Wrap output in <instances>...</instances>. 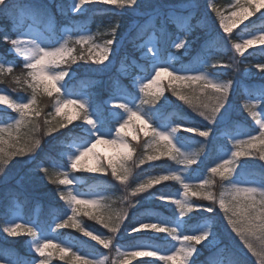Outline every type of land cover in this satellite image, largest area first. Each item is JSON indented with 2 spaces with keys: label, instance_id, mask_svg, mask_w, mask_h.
<instances>
[{
  "label": "snow or ice",
  "instance_id": "obj_1",
  "mask_svg": "<svg viewBox=\"0 0 264 264\" xmlns=\"http://www.w3.org/2000/svg\"><path fill=\"white\" fill-rule=\"evenodd\" d=\"M88 5L112 6L113 18L95 32L86 25L71 23L59 29L57 35L53 6L72 16L106 11ZM141 7L139 0H71L68 8L55 0H0V21L11 26L0 31V39L22 61L19 74L14 75L16 65L0 60V83L16 86L13 92L22 89L29 93L13 98L6 90L0 91V104L15 113L0 115V184L8 185L12 179L10 165H19L18 184L53 185L54 196L64 204L63 211L52 213L50 221L24 219L22 203L10 193L12 202L0 223V234L5 239L29 237L26 244L34 259L21 261L12 250L0 247V264H53L54 259L67 264H130L132 259L144 257L154 259L141 264H198L203 251L198 246L212 248L217 244L212 220L221 213L230 233L257 264H264V176L259 180L243 178L250 158L258 159L264 168V85L248 87L233 79L223 80L219 72L210 71L225 68L235 74L244 62L238 57L256 45H264V27L247 35L238 34V38L232 36L234 29L264 9V0H234L228 14L213 3L227 46L217 47L215 39L206 42L192 61L179 67L175 63L177 53L190 52L198 39V25L192 23L195 6L181 5L178 9L147 4L142 22L130 30L132 53L125 59L131 63L129 70L121 74L128 84L119 77L113 79L102 101L70 86L76 76L73 65L83 62L107 67L106 62L111 63L110 58L120 54V22L114 17ZM261 18L264 20V13ZM256 67L264 71V63ZM133 70L142 74L136 75ZM168 91L207 125L201 128L186 120L172 122L163 117L157 105ZM236 91L243 96L240 109L253 122L251 131L242 130L229 114V97ZM44 98L52 101V111L46 114ZM183 133L196 134L209 144L223 139L230 146L202 175L193 176L196 170L192 166L200 162L204 144L193 147ZM44 137L64 138L59 159L47 155L41 158ZM100 145L109 146L114 154L105 157L98 151ZM162 159L175 166L131 181L135 168ZM82 172L110 175L122 186L123 195L113 199L104 192L80 191L82 181L77 174ZM166 182L178 185L176 191L156 188L167 186ZM144 199L158 201L169 215L149 213L129 221V209ZM117 203L119 207H114ZM82 217L102 225L110 234L97 232ZM122 227L129 236L142 233L149 241H163L168 247L150 242L132 247L114 243ZM64 229L75 230L104 249L114 250L115 257L74 250L71 241L57 235ZM227 264L245 261L231 258Z\"/></svg>",
  "mask_w": 264,
  "mask_h": 264
},
{
  "label": "trees",
  "instance_id": "obj_2",
  "mask_svg": "<svg viewBox=\"0 0 264 264\" xmlns=\"http://www.w3.org/2000/svg\"><path fill=\"white\" fill-rule=\"evenodd\" d=\"M180 1L183 2L189 0H148L149 4L159 5L164 8L174 6ZM23 2L27 3L28 0H23ZM33 2H39V0H33ZM44 2H47V0H44ZM55 3L62 4L65 8H68L71 5L70 0H55ZM231 3L232 0H216L215 6L220 8L221 11H225L228 10V6ZM88 8H100L105 9L106 11L98 12L92 10L84 15L72 16L71 14L65 15L64 13L57 11L55 6H53L51 11L54 14V24L57 29V33L59 32L61 26H68L71 23L86 25L92 32H95L98 26L107 25L109 20L113 18L111 14L112 6L89 5ZM131 11L132 10H124L120 15L114 17L115 20L120 22V28L117 34V47L120 54L115 57L114 64H110L108 69H105L104 73L94 74L90 71L92 68H96L93 67L94 64H91L88 69H82L83 66L81 63H78L77 67H73L76 69V76L75 79L72 80V84L70 86L75 87L77 90L83 89L88 91L89 93L94 94L97 99L102 101L107 98V89L113 79L119 77L124 84H128V79L121 75L122 73L120 72V67L124 64L127 71L129 70L128 65L131 61L125 59V56L126 54L132 53V45L128 42L130 38V30L136 23L142 22V17L144 15L143 11H139L140 13H134ZM262 13H264V9H261L254 16L250 17L247 22L236 28L232 33L233 38H238V34L247 35L250 32L259 30L260 27H264V20L261 18ZM192 23L194 25H198L196 29L198 39L190 52L182 55L178 53L179 58L175 61L177 67H179L181 63L188 64L192 61L202 46H204L206 42H210L213 39H215L217 47L227 46V41L223 39L226 34H224L219 27L218 17L213 10L208 11L205 14L203 13V9L201 7L195 8ZM0 25L3 26L0 27V31H3V28L11 27L7 21H0ZM246 25L251 27L246 28ZM242 29H244L243 33H241ZM101 31H103V27H101ZM98 39L102 40L103 37H99ZM261 48H264V46L251 48L244 54L243 57H238L244 62L238 66L239 71L235 72V74L232 69L225 68L210 69V71L219 72L220 78L224 80L233 79L235 82H242L243 85L248 87H260L264 85V71L257 68L256 65L258 63H264V52L260 51ZM181 52H183V50H181ZM0 60H5L15 64L16 67L13 74H19L22 61L15 57L14 54L10 53V45L5 43L2 39H0ZM224 60L227 62V57H224ZM248 70L251 71L250 76L246 75ZM133 71L136 75L142 74L139 70ZM13 87L16 86L10 85L8 82L0 83V88L9 91V93L15 98L17 96H27L29 94L22 89H18L16 92H13ZM242 100L243 96L240 92H233V94L229 97L231 104L229 114L233 117L234 123L242 130L251 131L254 127L253 122L239 107ZM44 104L47 105V107L44 108L45 114L52 111L51 100L44 98L42 106ZM157 107L161 108L162 116L170 119L172 122L186 120L189 123L195 124L201 128L207 125V122L203 120V118L197 116L188 105L174 97L170 91L165 93L164 98L161 99L160 104H158ZM0 115L15 116V113L0 111ZM212 127L214 128L215 134V126ZM183 135L191 142L193 147H199L200 143L204 144V152L201 155L200 162H198L197 165L192 166V169L196 170L192 172L193 176L202 175L206 167L214 162L218 154L230 146L228 142L223 139L209 144L205 141V138L199 137L196 134L183 133ZM63 139L64 138L61 137L60 140H53L52 137H44L41 143V158H44L47 155L49 157L59 159L58 154L63 150V145L60 141ZM209 140H211V137ZM140 144L143 145V139H141ZM140 151L141 149H138L137 155L140 154ZM45 163L48 164L50 162L46 160ZM261 163L262 162L258 159L250 158L248 160L247 168L243 171V178L250 180L261 179V177L264 176V168L261 167ZM13 164L15 165V162H13ZM169 166H175L174 162L166 159L145 164L134 169L131 181L138 182L148 174L161 173ZM20 174L21 170L19 165H10V176L12 179L8 185L0 184V222L4 220L5 213L9 210L10 203L12 202V196L10 193H15L16 197H18L19 201L22 203L23 216L27 219L38 218L40 221L46 222L50 221L52 213H61L63 211V202L59 201L54 196L53 190L55 186L28 182H24L22 185L18 184L17 182ZM77 175L81 177L82 181L80 191L104 192L110 194L113 199L123 195L122 186H120L118 182L114 181L110 175L104 176L101 174L87 172L78 173ZM166 184L167 186L158 185L156 188L162 191L171 192L176 191L178 188V185H175L173 182H166ZM215 190L219 192L221 189L217 186ZM152 191L155 192L156 189L154 188ZM114 207H119V203L115 204ZM149 213L165 216L169 215L168 210L162 208L158 201L144 199L142 203L136 204L134 207L129 209V221H134L138 218L146 216ZM82 220L89 227L108 233L107 229H104L102 225L96 223L95 221L89 220L87 217H82ZM129 221H125V224H128ZM212 223L215 225L219 243L212 248H204L203 245H200L199 247L203 249V251L199 255L198 264H217V262L221 260L225 261V264H227V260L231 258H242L245 261V264H257L255 257L243 248L238 239L235 238L234 234L230 233V230L226 225V221L223 219L222 213L220 215H214ZM120 233L124 234V238L121 240L117 238V240L127 247H131L141 242H154L160 246L167 245L163 241H149L148 237L144 234H134L129 236L124 231L123 227L121 228ZM60 235L62 238L71 241L75 245L76 249H80L83 252L98 254L103 250L101 246L86 240L75 230L64 229L60 231ZM25 239V237L13 238L10 240H2L0 238V247L12 250L15 253V257H18L21 261H28L32 258V255L26 252L27 250L24 245ZM148 259L149 258H140L130 264H141L143 260ZM56 261L59 262L58 264H63L59 259H56Z\"/></svg>",
  "mask_w": 264,
  "mask_h": 264
},
{
  "label": "rangeland",
  "instance_id": "obj_3",
  "mask_svg": "<svg viewBox=\"0 0 264 264\" xmlns=\"http://www.w3.org/2000/svg\"><path fill=\"white\" fill-rule=\"evenodd\" d=\"M71 1V0H70ZM139 2L141 3V5H142V7H141V9H137V10H135V11H133L134 13L135 12H138V13H140L139 11H143V8H144V6L145 5H147V4H149V2H148V0H139ZM215 2H216V0H189V1H180L178 4H176V5H174V6H176L178 9H179V7L181 6V5H188V4H192V5H194L195 6V8H197V7H201L202 9H203V13H207L208 11H211L212 10V7H211V5L214 3L215 4ZM234 3V0H232V3L228 6V10H225V11H223L225 14H228L232 9H231V5ZM89 6V5H88ZM88 6H86V7H88ZM168 7H172V6H168ZM132 12V11H131ZM144 12V11H143ZM250 19V18H249ZM248 19V20H249ZM248 20H246L245 22H247ZM244 22V23H245ZM242 25V24H241ZM65 27V26H64ZM61 28H63V27H61ZM238 28V27H237ZM222 30V29H221ZM235 30V29H234ZM58 35V34H57ZM99 40V39H98ZM264 45H256V46H254V47H252V48H256V47H263ZM251 49V48H250ZM177 55H178V53H177ZM178 57H179V55H178ZM110 60H111V63H108V62H106L107 64H108V66L110 65V64H114V61H115V58L113 59V58H110ZM81 63V65L83 66V68L82 69H88L89 67H90V65L91 64H84L83 62H80ZM88 66V67H87ZM108 66L107 67H105L104 65H95L94 64V66L93 67H96V68H92L90 71L91 72H93L94 74H102V73H104L105 72V69H108ZM73 67H77V65H73ZM84 67H86V68H84ZM127 71V69H126V67H125V65L124 64H122L121 65V67H120V72L121 73H123V72H126ZM246 75L247 76H250L251 75V71L250 70H248L247 71V73H246ZM222 79V78H221ZM224 80V79H223ZM6 89H3V88H0V91H5ZM7 91V90H6ZM8 93H9V91H7ZM10 94V93H9ZM11 95V94H10ZM13 98H15V97H13ZM0 110L1 111H5V112H11V110H6L5 109V106L4 105H2V104H0ZM246 115H247V113H246ZM227 150V149H226ZM98 151L99 152H101L105 157H110V156H112L114 153H113V150L109 147V146H106V145H100V146H98ZM83 192V191H82ZM107 194V193H106ZM108 196H110L111 197V195L110 194H107ZM22 215H23V211H22ZM23 218L24 219H27L26 217H24L23 216ZM3 222V221H2ZM2 222H0V223H2ZM60 231L61 230H59L58 232H57V235L60 237V239H62V240H65V241H69L68 239H64V238H62L61 237V235H60ZM97 232H104V231H98V230H96ZM106 234H108L107 232H105ZM142 234V233H141ZM128 235V234H127ZM134 235V234H133ZM160 235H163V234H160ZM22 238L23 237H25L26 239H25V241H24V245H25V247H26V252L28 253V254H30V255H32V258L30 259V260H32V259H34V256H33V254L32 253H30V251L28 250V247H27V244H26V241H28V239H29V237H26V236H21ZM0 238L2 239V240H10V239H13V238H11V237H8L7 239H5V235L4 234H0ZM17 238H20V237H17ZM85 238V237H84ZM118 238L121 240V239H123L124 238V234L123 233H120L119 234V236H118ZM86 240H88V241H90V242H92V243H94V244H96V245H99V244H97L96 242H94V241H91L90 240V238H85ZM218 242H219V239H218V237H217V244H218ZM114 243H119V244H121V245H123L120 241H118V240H115L114 241ZM150 243H153V244H155L156 246H159V247H161V248H166V247H168L167 245H165V246H160L159 244H157V243H154V242H150ZM216 244V245H217ZM99 246H101V245H99ZM124 246V245H123ZM102 248H103V246H101ZM125 247H127V246H125ZM132 247V246H131ZM199 247V246H198ZM74 250H77L75 247H74ZM80 250V249H79ZM83 252V251H82ZM89 254H91V255H100V254H105V255H110V258H114L115 257V252H114V250H112V249H104L103 248V250L100 252V253H98V254H93V253H89ZM17 259H18V257H16ZM144 258H147V257H144ZM138 259H140V258H134V259H132L131 261H130V263H133V262H135L136 260H138ZM149 259H154V258H149ZM63 264H67V262L66 261H61ZM59 262H57L56 261V259H54L53 260V264H58Z\"/></svg>",
  "mask_w": 264,
  "mask_h": 264
},
{
  "label": "bare ground",
  "instance_id": "obj_4",
  "mask_svg": "<svg viewBox=\"0 0 264 264\" xmlns=\"http://www.w3.org/2000/svg\"><path fill=\"white\" fill-rule=\"evenodd\" d=\"M64 26H67V25H64ZM64 26H61V27H64ZM61 27H60V29H61ZM109 234V233H108Z\"/></svg>",
  "mask_w": 264,
  "mask_h": 264
}]
</instances>
